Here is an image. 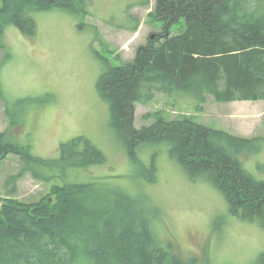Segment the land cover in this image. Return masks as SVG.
<instances>
[{
	"label": "trees",
	"instance_id": "trees-1",
	"mask_svg": "<svg viewBox=\"0 0 264 264\" xmlns=\"http://www.w3.org/2000/svg\"><path fill=\"white\" fill-rule=\"evenodd\" d=\"M89 1L1 0L0 46L6 26L32 36L34 12L60 9L86 18ZM152 8L150 16L163 23L162 30L139 46L130 62L112 65L96 51L106 65L97 87L109 105L111 125L136 171L146 149L145 168L157 182L155 161L166 143L189 179L209 182L225 196L230 213L264 227V180L245 170L242 161L264 149V137H241L186 117L168 120L160 112L145 116L153 117L149 126L135 125L137 103L150 101L156 91L174 98L189 93L200 111L209 97L264 100V0H155ZM182 21L184 29L172 35ZM6 113L17 124L9 108ZM10 129L0 133V159L15 153L23 166L11 180L12 191L26 173L45 182L60 178L63 184L54 186L55 200L44 196L25 204L0 198V264H201L159 237L161 213L142 188L61 178L72 168L106 162L92 139L72 138L61 144L59 157L42 158L30 145L7 141ZM257 259L255 264H264V252Z\"/></svg>",
	"mask_w": 264,
	"mask_h": 264
},
{
	"label": "rangeland",
	"instance_id": "rangeland-1",
	"mask_svg": "<svg viewBox=\"0 0 264 264\" xmlns=\"http://www.w3.org/2000/svg\"><path fill=\"white\" fill-rule=\"evenodd\" d=\"M143 1L90 0L86 18L60 9L36 11L32 36L6 26L4 47L0 46V133L11 128L7 141L30 145L31 153L42 158L59 157L61 144L72 138L92 139L106 162L72 168L61 177L65 182L142 188L161 213L156 224L159 237L173 243L174 252L197 257L201 264H255L264 252V227L230 213L225 196L209 182L189 179L169 156L166 143L160 144L155 161L157 182L147 174L146 149L142 169L136 171L111 125L109 105L97 87L106 65L96 51L110 64L122 65L161 32L163 23L150 16L155 0L142 5ZM183 29L184 21L171 33ZM196 103L186 92L174 98L156 91L150 101L137 103L135 125L149 126L153 117L145 116L160 112L168 120L186 117L241 137H264V100L217 102L209 97L203 111ZM7 107L17 124L7 116ZM21 161L15 153L0 159V198L25 204L44 196L55 200L54 186L63 184L60 178L45 182L26 173L12 191L11 180L22 170ZM242 161L245 170L264 180V149Z\"/></svg>",
	"mask_w": 264,
	"mask_h": 264
}]
</instances>
